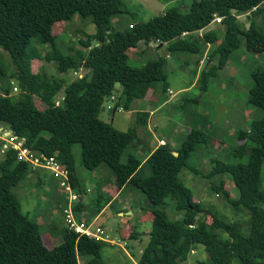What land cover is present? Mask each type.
Returning a JSON list of instances; mask_svg holds the SVG:
<instances>
[{
    "label": "trees",
    "instance_id": "obj_1",
    "mask_svg": "<svg viewBox=\"0 0 264 264\" xmlns=\"http://www.w3.org/2000/svg\"><path fill=\"white\" fill-rule=\"evenodd\" d=\"M122 12L121 0H0V49L11 60L7 65L0 60V124L22 139L34 156H53L68 169L69 182L81 195L74 203L76 216L84 207V191L72 150L76 143L80 144L85 169L106 166L117 187L134 186L147 197L151 228L137 264H181L198 245L208 254V260L199 264H264V67L252 69L253 86L248 97V102L263 114L248 120L247 128L236 133L238 144L233 156L247 158L246 162L213 159L206 174L228 175L233 182L238 191L235 198L225 189V179L212 183L211 189L221 194L237 214L249 216L246 234L242 222L228 220L212 210L206 212L211 217L207 223L200 217L203 207L179 179L191 153L198 144L206 143V133L201 129L190 128L176 150L165 143L147 153L144 161L131 153L122 161L125 149L138 139L137 128L122 131L99 117L105 99L116 97L118 86L121 93L115 99L116 109L129 110L132 102L143 99L149 90L156 91L155 95L160 92L159 99L166 95L169 85L165 57L149 59L141 67L128 63L129 49L140 41L146 46L150 42L166 44L170 54L184 51L207 55L198 78L201 92L207 91L242 39L246 51L263 52V23L255 18L264 12V0H192L185 13L170 7L147 21L111 31L112 18ZM243 14L249 19L247 27L238 21ZM75 15L89 19L95 32L78 39L80 49L64 54L57 47L52 26ZM216 18L220 19L218 28L206 29ZM34 44L49 45L50 49L41 54ZM36 58L55 63L60 75L87 71L70 81L63 76L47 78L32 71V60ZM201 61L195 60L196 67ZM8 68L14 69L9 77L15 78L16 84L7 80ZM13 90L17 93L11 94ZM35 98L45 106L37 107ZM142 116V112L137 113L136 123ZM31 169L26 161L18 159L15 149L0 154V264H80L84 256H89L87 264H104L101 249L108 242L79 235L67 227L60 244L51 248L44 245L40 225L21 210L13 193ZM52 178L54 186L59 187L57 178ZM167 199L182 214L181 219H168L163 208ZM109 200L97 205V213ZM137 235L133 230L126 237Z\"/></svg>",
    "mask_w": 264,
    "mask_h": 264
},
{
    "label": "rangeland",
    "instance_id": "obj_2",
    "mask_svg": "<svg viewBox=\"0 0 264 264\" xmlns=\"http://www.w3.org/2000/svg\"><path fill=\"white\" fill-rule=\"evenodd\" d=\"M191 2L192 0H121L123 12L112 18L110 30H121L128 23L147 21L170 7H178L181 12L185 13ZM238 21H243L246 24L245 27L248 25L245 14L238 16ZM218 23L215 20L206 29H216L219 26ZM262 28L264 32V25ZM94 32L95 25L89 19L80 18L78 15L67 22L59 21L52 26V33L56 35L57 47L64 54L80 49L81 45L78 39H86ZM34 45L39 48L41 54L50 49L49 45L42 47ZM158 45L159 42H150L146 46L143 41H140L137 47L129 49L128 63L141 67L149 59L165 57V71L169 85L166 95L159 99L160 92L156 94V102L153 100L154 103L150 107L144 104V99H136L130 105L129 110L116 109L115 111L113 108L116 107V100L105 99L99 117L122 131L137 128L140 140H136L125 149L122 161L129 153L143 159L149 147L153 146L158 138H163L165 140L163 141L167 142L171 149L176 150L186 140L190 128L201 129L206 133V143L197 145L195 151L188 158V167L181 171L179 179L192 190L193 199L203 207L200 217L207 223L211 222V217L206 212L212 210L224 215L228 220L242 222L244 226L242 230L246 234L248 225L245 226V222L249 216L246 218L241 213L237 214L221 194H216L211 189L212 183H218L221 179H225V189L230 192L232 198H235L238 196V191L233 182L228 175L206 177V174L212 168L211 160L213 159L230 163L246 162L247 158L239 160L233 156L234 149L238 144L236 133L238 130L247 128L248 120L260 118L263 114L260 108L254 107L248 102V97L249 90L253 86L250 77L251 71L255 66L264 67V60L261 55L256 57L255 54L246 51L245 42L242 39L240 47L231 53L226 66L219 71L217 77L212 78L207 91L201 92L198 78L205 65L207 55L200 56V54L184 51L170 54L166 44L160 47ZM139 51L144 52L140 54ZM198 58H202V61L199 67H196L195 60ZM0 60H3L5 65L11 62L9 55L1 49ZM55 65L53 62H47L44 58H36L32 60V71L39 72L47 78L63 76L67 81L76 77L74 71L60 75ZM13 71L14 69L8 68L6 76L8 81L16 84L15 78L9 77ZM86 71V69H81L78 73L85 74ZM2 83L3 81L0 80V85ZM156 86L160 88L159 83ZM16 93L17 91L13 90L11 94ZM120 93L121 87L118 86L116 97ZM34 101L37 107L45 106L37 98ZM141 102L144 107L141 106ZM107 106H112L111 110ZM143 110L154 112L146 126L136 123L137 113ZM155 121L157 127H153ZM0 125L8 127L4 124ZM72 150L77 176L84 191L85 214L82 216L84 220L91 222L93 229L96 225H102L106 233L105 240L115 242L108 241L102 247L101 256L104 264H137L140 253L149 240L147 232L151 228L150 220L139 221V218L143 211L150 208V201L136 187L128 185L123 189V194L96 219L97 205L106 202L110 196L108 191L104 190V185H98V177L103 174L102 181H108L106 183L107 190L112 192L114 175L106 166L94 170L85 169L82 165L80 144H74ZM261 175L264 184V163ZM54 182L47 169L33 167L27 177L13 188L21 210L32 221L40 225L42 240L47 248L62 242V232L66 227L62 216L63 204L60 202L65 199L66 193L64 192V194L58 186H54ZM125 197L132 205V213L128 215V211H130L128 209L124 214L118 215L117 211L122 209L120 201ZM163 208L168 219L179 220L182 218V214L175 210L171 200L167 199ZM126 221L134 225L133 230L138 234L137 238L124 236L123 223ZM88 260L89 256H84L80 258V264H87ZM207 260V252L202 245H198L195 252L190 253L187 260L181 264H199L201 261Z\"/></svg>",
    "mask_w": 264,
    "mask_h": 264
},
{
    "label": "built area",
    "instance_id": "obj_3",
    "mask_svg": "<svg viewBox=\"0 0 264 264\" xmlns=\"http://www.w3.org/2000/svg\"><path fill=\"white\" fill-rule=\"evenodd\" d=\"M215 20L217 22L220 21L219 18H216ZM74 74L78 78L84 76V74L80 72L78 73V71H74ZM109 99L115 100L116 97L114 95H111ZM107 108L111 110L112 106H107ZM118 109L122 108L119 107ZM113 110H116V107H114ZM0 140L2 141L0 147L1 155L4 154L9 148L15 149L17 151L19 160L26 161L32 168L37 167L47 169L51 173V175L57 178L60 190L63 193H66V202L62 207V214L65 225L69 230H72L79 235H85L96 240H105L106 233L101 226H95V228L93 229L92 224L86 223L82 220H78L74 210V203L78 201L81 195L77 193L71 186L69 182V171L64 165L60 164L53 156H34L33 154H31L30 150L23 146V140L19 139L9 127L0 125ZM159 144L164 145L165 142L163 140H159ZM105 241L115 243L110 240ZM191 253H194V251L192 250Z\"/></svg>",
    "mask_w": 264,
    "mask_h": 264
},
{
    "label": "crops",
    "instance_id": "obj_4",
    "mask_svg": "<svg viewBox=\"0 0 264 264\" xmlns=\"http://www.w3.org/2000/svg\"><path fill=\"white\" fill-rule=\"evenodd\" d=\"M246 15V14H245ZM247 16V15H246ZM248 19V18H247ZM257 21H259V22H262L263 23V25H264V12L262 13V14H259L256 18H255ZM243 22V21H242ZM248 24H249V19H248V22H247ZM245 24V23H244ZM261 24V23H260ZM246 25V24H245ZM262 25V24H261ZM248 26V25H247ZM246 26V27H247ZM161 45H158V47H160ZM256 55V57H259L260 55L262 56V59L264 60V51L263 52H260V53H257V54H255ZM264 63V62H263ZM156 93V91H152V90H149L148 91V93L146 94V96L143 98L144 99V104H146L147 106H149L150 107V105H153V103L154 102H156V96H155V93ZM169 93H171V90H169ZM171 98V97H170ZM154 100V102H152ZM167 100V99H166ZM168 101H169V98H168ZM146 102H149L150 104H147ZM141 106L142 107H144L143 106V102H141ZM157 107V106H156ZM139 112H142L143 113V116L141 117V121H140V125L141 126H146L147 125V123L149 122V120H151V118H152V115H153V113L154 112H152V110H143V111H139ZM146 119V123L145 122H143L142 123V121L143 120H145ZM153 127H157V123H156V121L154 122V124H153ZM139 129H142V128H139ZM137 134H138V139L137 140H140V137H139V133L137 132ZM159 140H164L163 138H158L157 140H155V142H154V145L153 146H150L149 147V149H148V151H147V153H150L151 151H153L155 148H157L158 146H159V144H158V141ZM165 141V140H164ZM167 143V142H166ZM147 155L148 154H146V156H144V159L147 157ZM144 159L142 160V161H144ZM102 176H103V174L102 175H100L99 177H98V185H100V186H102V185H104V190L106 189V191H108V193H109V198L108 199H110L109 200V202L102 208V210H100V212H98L97 214H96V219H98V217L99 216H101V214L103 213V211L107 208V207H110V204L112 203V202H114V201H116L117 200V198L120 196V195H122L123 194V189H125L126 187L124 186V187H122L121 189L119 188V187H117V185H116V182H115V179H113L112 180V183L114 184V189H113V191L112 192H110L109 190H107V182L108 181H106V180H104V181H102ZM54 180V179H53ZM55 181V180H54ZM106 181V182H105ZM115 198V200H113ZM60 202H62V204H64L65 202H66V199H64L63 201H60ZM82 203H83V196H82ZM120 203H121V207H122V209L121 210H118L117 211V213H118V215H122V214H124L125 213V211L126 210H130V211H128L129 213H128V215L129 214H131L132 213V210H131V207H132V205H131V203L129 202V199L127 198V197H125V198H123V199H121V201H120ZM84 208L85 207H83V209L81 210V212L79 213V214H77L78 216H77V218L78 219H80V220H82V221H85V222H88V223H90L91 224V222H89V221H87L86 219L84 220V218H83V216H82V214H85V210H84ZM143 211V210H142ZM141 211V212H142ZM62 216H63V214H62ZM140 220H150L151 221V214H150V212L148 211V210H146L145 212L143 211L142 212V214H141V216H140V218H139V221ZM124 224V227H123V232H124V236H127L128 235V237H129V234L133 231V227H134V225L133 224H131L129 221H126V222H124L123 223ZM96 226H98V225H96ZM99 226H101L102 227V225H99ZM149 232V231H148ZM147 232V233H148ZM111 241V240H110ZM112 242H114V241H112Z\"/></svg>",
    "mask_w": 264,
    "mask_h": 264
},
{
    "label": "water",
    "instance_id": "obj_5",
    "mask_svg": "<svg viewBox=\"0 0 264 264\" xmlns=\"http://www.w3.org/2000/svg\"><path fill=\"white\" fill-rule=\"evenodd\" d=\"M113 111H115V110H113ZM174 154L177 155V152H174ZM29 168H30V165H29ZM147 234H148V233H147Z\"/></svg>",
    "mask_w": 264,
    "mask_h": 264
},
{
    "label": "clouds",
    "instance_id": "obj_6",
    "mask_svg": "<svg viewBox=\"0 0 264 264\" xmlns=\"http://www.w3.org/2000/svg\"><path fill=\"white\" fill-rule=\"evenodd\" d=\"M195 252V251H194Z\"/></svg>",
    "mask_w": 264,
    "mask_h": 264
}]
</instances>
